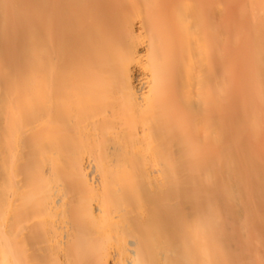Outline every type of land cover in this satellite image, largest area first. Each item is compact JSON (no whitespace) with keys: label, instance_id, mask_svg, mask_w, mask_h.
<instances>
[{"label":"bare ground","instance_id":"1","mask_svg":"<svg viewBox=\"0 0 264 264\" xmlns=\"http://www.w3.org/2000/svg\"><path fill=\"white\" fill-rule=\"evenodd\" d=\"M0 264H264V0H0Z\"/></svg>","mask_w":264,"mask_h":264}]
</instances>
